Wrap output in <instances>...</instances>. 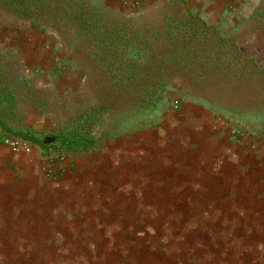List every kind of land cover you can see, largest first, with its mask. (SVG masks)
I'll use <instances>...</instances> for the list:
<instances>
[{
  "label": "crops",
  "instance_id": "0c3cea01",
  "mask_svg": "<svg viewBox=\"0 0 264 264\" xmlns=\"http://www.w3.org/2000/svg\"><path fill=\"white\" fill-rule=\"evenodd\" d=\"M197 1L186 14L211 25L243 4ZM231 127L176 98L156 127L80 151L14 152L0 129V264H264V140Z\"/></svg>",
  "mask_w": 264,
  "mask_h": 264
},
{
  "label": "rangeland",
  "instance_id": "374dc122",
  "mask_svg": "<svg viewBox=\"0 0 264 264\" xmlns=\"http://www.w3.org/2000/svg\"><path fill=\"white\" fill-rule=\"evenodd\" d=\"M90 1L112 20L128 23L139 31L163 29L168 18L184 22L196 16L206 21L192 12L198 10L194 7L188 8L191 13L187 15L189 5L181 0L162 3L149 0L150 5L157 3L156 8H150L145 0L109 4ZM202 2L208 3L204 10L212 3H223L222 0H198L197 6ZM242 3L240 8L224 7L219 25L206 21L217 29L220 37L232 39L235 47L230 43L221 46L214 54L217 59L211 61L213 64L186 70L184 77L174 78L173 96L185 95L189 103L221 116L232 126L235 135L246 132L264 140V0H242ZM209 32L211 42H216L218 37L213 29ZM0 74L16 94L22 126L31 129L56 128L73 117L79 108L92 106L113 93L108 77L91 61L72 29L42 33L2 9ZM127 116L120 104L100 138L105 139V134L114 136ZM135 127L120 133L135 131L129 134L134 135Z\"/></svg>",
  "mask_w": 264,
  "mask_h": 264
},
{
  "label": "trees",
  "instance_id": "16d2710c",
  "mask_svg": "<svg viewBox=\"0 0 264 264\" xmlns=\"http://www.w3.org/2000/svg\"><path fill=\"white\" fill-rule=\"evenodd\" d=\"M0 9L42 33L72 29L91 61L113 87V93L92 106L79 108L58 127L37 130L22 126L16 94L0 74L3 135L30 141L44 149L90 148L101 139L120 104L128 116L115 135L105 134V139L130 136L135 131L123 135L120 132L133 126L136 133L156 127L175 103L174 78L184 77L186 70L213 64L211 61L217 59L214 54L221 46L230 43L235 47L232 39L220 37L216 28L196 16L184 22L168 18L163 29L146 32L112 20L90 0H0ZM211 29L218 37L214 43L209 39ZM181 99L189 102L185 95ZM50 137L55 140L45 144Z\"/></svg>",
  "mask_w": 264,
  "mask_h": 264
},
{
  "label": "built area",
  "instance_id": "2783aa9c",
  "mask_svg": "<svg viewBox=\"0 0 264 264\" xmlns=\"http://www.w3.org/2000/svg\"><path fill=\"white\" fill-rule=\"evenodd\" d=\"M25 141L26 140L24 139L8 135H5V138L3 139V143L7 146H10L14 152L19 151Z\"/></svg>",
  "mask_w": 264,
  "mask_h": 264
},
{
  "label": "water",
  "instance_id": "95a60500",
  "mask_svg": "<svg viewBox=\"0 0 264 264\" xmlns=\"http://www.w3.org/2000/svg\"><path fill=\"white\" fill-rule=\"evenodd\" d=\"M54 140H55V138L50 137V138H47V139L44 141V143H45V144H49V143H52Z\"/></svg>",
  "mask_w": 264,
  "mask_h": 264
}]
</instances>
